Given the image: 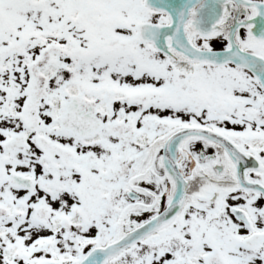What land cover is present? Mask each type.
Masks as SVG:
<instances>
[{
    "label": "snow or ice",
    "instance_id": "obj_1",
    "mask_svg": "<svg viewBox=\"0 0 264 264\" xmlns=\"http://www.w3.org/2000/svg\"><path fill=\"white\" fill-rule=\"evenodd\" d=\"M0 264H264V0H0Z\"/></svg>",
    "mask_w": 264,
    "mask_h": 264
}]
</instances>
